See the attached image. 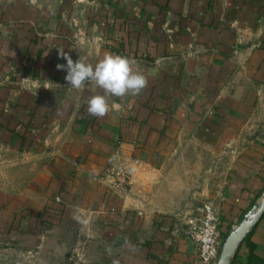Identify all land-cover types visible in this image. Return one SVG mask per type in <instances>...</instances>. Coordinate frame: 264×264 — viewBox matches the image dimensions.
Returning <instances> with one entry per match:
<instances>
[{"label": "crops", "instance_id": "1", "mask_svg": "<svg viewBox=\"0 0 264 264\" xmlns=\"http://www.w3.org/2000/svg\"><path fill=\"white\" fill-rule=\"evenodd\" d=\"M59 48L127 56L147 86L91 116L103 90L69 89ZM0 149L43 164L39 197L0 201V238L51 208L101 237L107 264H201L184 223L197 212L180 208L207 194L202 173L224 174L210 196L227 236L264 191V0H0ZM119 165L127 191L100 180ZM234 264H264V216Z\"/></svg>", "mask_w": 264, "mask_h": 264}, {"label": "rangeland", "instance_id": "2", "mask_svg": "<svg viewBox=\"0 0 264 264\" xmlns=\"http://www.w3.org/2000/svg\"><path fill=\"white\" fill-rule=\"evenodd\" d=\"M2 154V155H1ZM193 165L202 160V157H192ZM215 160V159H214ZM214 166L215 162H212ZM211 163V164H212ZM43 164L39 159H29L24 156H14L7 150L0 149V201L8 204H19L31 196L39 197L38 178L42 173ZM209 168L207 175V194L202 189H193L182 204L190 213H195L204 202L213 201L211 192L220 189L222 174L216 173L215 167ZM211 169V170H210ZM205 178V177H202ZM203 181V180H202ZM21 212V210H19ZM18 211V212H19ZM180 217V215H179ZM182 217V215H181ZM183 224V220H176ZM60 220L46 217L45 221L31 219L28 232L18 233L15 238H0V259L12 260L10 264H107L106 244L101 237L78 234L77 228L59 226ZM99 238V239H98ZM11 243L12 250L7 251V244ZM4 264V262H2Z\"/></svg>", "mask_w": 264, "mask_h": 264}, {"label": "clouds", "instance_id": "3", "mask_svg": "<svg viewBox=\"0 0 264 264\" xmlns=\"http://www.w3.org/2000/svg\"><path fill=\"white\" fill-rule=\"evenodd\" d=\"M58 57L66 64H57L58 70L66 72L65 82L69 89L83 90L86 85L94 84L103 90L87 100L89 115L103 118L110 110H118L121 105L108 103V97H124L128 94L139 95L147 86L146 77L133 69L134 61L127 56L105 53L95 64L85 63L81 58L73 61L71 55L59 48Z\"/></svg>", "mask_w": 264, "mask_h": 264}, {"label": "built area", "instance_id": "4", "mask_svg": "<svg viewBox=\"0 0 264 264\" xmlns=\"http://www.w3.org/2000/svg\"><path fill=\"white\" fill-rule=\"evenodd\" d=\"M131 171L126 166H110L100 180L110 189L127 191L131 185ZM185 233L197 245L201 264H217L227 235L223 234L221 219L212 201L204 202L195 215L185 219Z\"/></svg>", "mask_w": 264, "mask_h": 264}, {"label": "water", "instance_id": "5", "mask_svg": "<svg viewBox=\"0 0 264 264\" xmlns=\"http://www.w3.org/2000/svg\"><path fill=\"white\" fill-rule=\"evenodd\" d=\"M264 216V191L239 225L225 238L217 264H234L236 257L246 241Z\"/></svg>", "mask_w": 264, "mask_h": 264}, {"label": "trees", "instance_id": "6", "mask_svg": "<svg viewBox=\"0 0 264 264\" xmlns=\"http://www.w3.org/2000/svg\"><path fill=\"white\" fill-rule=\"evenodd\" d=\"M58 215H59L58 210L51 209V208H45V210L41 213L40 217L43 216V218L41 217V220L43 222V221H45V218L48 217V216L56 217ZM247 240H249V237L246 239V241Z\"/></svg>", "mask_w": 264, "mask_h": 264}]
</instances>
